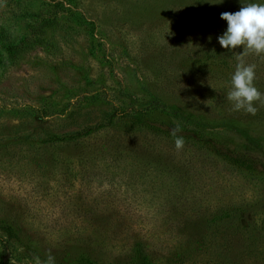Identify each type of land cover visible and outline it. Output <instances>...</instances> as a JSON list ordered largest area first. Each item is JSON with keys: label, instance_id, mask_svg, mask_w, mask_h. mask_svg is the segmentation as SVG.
I'll return each instance as SVG.
<instances>
[{"label": "rangeland", "instance_id": "rangeland-1", "mask_svg": "<svg viewBox=\"0 0 264 264\" xmlns=\"http://www.w3.org/2000/svg\"><path fill=\"white\" fill-rule=\"evenodd\" d=\"M248 3L264 0H0V249L13 264L49 251L129 264L137 241L154 264H264V105L227 99L240 59L264 93V54L218 40L221 13ZM130 112L261 170L189 140L177 151Z\"/></svg>", "mask_w": 264, "mask_h": 264}, {"label": "clouds", "instance_id": "clouds-1", "mask_svg": "<svg viewBox=\"0 0 264 264\" xmlns=\"http://www.w3.org/2000/svg\"><path fill=\"white\" fill-rule=\"evenodd\" d=\"M221 19L226 20L228 23L226 32L218 37L223 48L231 50L242 46L244 49L243 54L249 51L256 55L264 54V4H244L235 13H221ZM255 68L254 64L246 65L242 59L236 66L231 79L232 89L227 94V99L233 102L235 111L244 110L255 115L258 109L254 107V102L264 105V93L254 86ZM179 131V126H176L171 133L175 137L177 151L182 150L185 143L183 137L177 136ZM34 259L35 264H55V257L50 251L43 262L39 256L34 257Z\"/></svg>", "mask_w": 264, "mask_h": 264}, {"label": "trees", "instance_id": "trees-1", "mask_svg": "<svg viewBox=\"0 0 264 264\" xmlns=\"http://www.w3.org/2000/svg\"><path fill=\"white\" fill-rule=\"evenodd\" d=\"M63 2L72 3L74 0H62ZM6 41L7 37L5 36V32L2 28H0V50L6 49ZM114 117H112L113 122ZM124 119L127 123H131L133 126H140L141 128H146L157 133L163 134L167 137L174 138L172 133V129L176 126H172L170 124H164L156 121H151L140 116H134L133 112H130L128 115L124 116ZM180 131L177 133V136L183 137L184 140H189L201 144H206L211 146L210 149L212 152L217 154L218 156L225 159L227 162L231 163L234 166L243 168L244 170L253 171V170H261L259 168V163L249 159L245 154L239 153L236 149L230 148L228 146H224L219 143L216 138L211 136H207L204 133H195L193 131H189L188 129H184L180 127ZM90 129H87L89 131ZM82 133V132H80ZM80 133H73L70 136L75 138ZM51 140H54L53 137ZM0 227L2 225L0 224ZM146 244L142 241H137L132 247L129 264H154L147 249ZM76 264H104L99 263L96 260L92 259L86 254L80 255L76 260ZM0 264H13L12 255L10 253L9 247L6 246L3 249H0Z\"/></svg>", "mask_w": 264, "mask_h": 264}]
</instances>
